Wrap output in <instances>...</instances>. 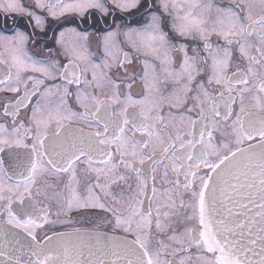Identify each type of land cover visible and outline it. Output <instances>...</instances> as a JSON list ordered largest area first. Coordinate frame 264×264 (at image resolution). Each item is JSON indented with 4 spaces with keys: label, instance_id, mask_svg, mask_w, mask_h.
<instances>
[{
    "label": "snow or ice",
    "instance_id": "obj_1",
    "mask_svg": "<svg viewBox=\"0 0 264 264\" xmlns=\"http://www.w3.org/2000/svg\"><path fill=\"white\" fill-rule=\"evenodd\" d=\"M0 93V264H264V0H0Z\"/></svg>",
    "mask_w": 264,
    "mask_h": 264
},
{
    "label": "flooded vegetation",
    "instance_id": "obj_2",
    "mask_svg": "<svg viewBox=\"0 0 264 264\" xmlns=\"http://www.w3.org/2000/svg\"><path fill=\"white\" fill-rule=\"evenodd\" d=\"M220 2L227 3L228 0H220ZM49 36H51V32H49ZM47 46L48 47H52L54 45L51 43V41H49L48 44H47ZM6 95H8V94L0 93V99H3Z\"/></svg>",
    "mask_w": 264,
    "mask_h": 264
}]
</instances>
